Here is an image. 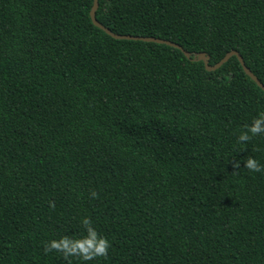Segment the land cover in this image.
I'll return each mask as SVG.
<instances>
[{"label":"trees","instance_id":"trees-1","mask_svg":"<svg viewBox=\"0 0 264 264\" xmlns=\"http://www.w3.org/2000/svg\"><path fill=\"white\" fill-rule=\"evenodd\" d=\"M92 6L0 0V264H68L86 217L108 255L71 264H264V92L204 67L264 87V0H96L180 50Z\"/></svg>","mask_w":264,"mask_h":264},{"label":"clouds","instance_id":"clouds-1","mask_svg":"<svg viewBox=\"0 0 264 264\" xmlns=\"http://www.w3.org/2000/svg\"><path fill=\"white\" fill-rule=\"evenodd\" d=\"M264 134V112H261L258 118H255L250 125H245L244 130L238 136V143H247L254 136ZM235 169L240 168V162L233 164ZM244 168L249 172L264 173V164H261L253 157H247L244 160ZM92 198H96L98 193L92 191ZM54 206V204L52 205ZM82 224L86 229V235L81 238H74L67 235L58 240H51L44 245L45 254L55 250L63 255L68 264H71L70 257H76L83 261H91L98 257H107L110 243L106 237L100 235L92 226L89 218H84Z\"/></svg>","mask_w":264,"mask_h":264},{"label":"water","instance_id":"water-1","mask_svg":"<svg viewBox=\"0 0 264 264\" xmlns=\"http://www.w3.org/2000/svg\"><path fill=\"white\" fill-rule=\"evenodd\" d=\"M95 6H96V0H93V6H92V8H91V10H90V12H89V17H90V20H91V23L95 26V27H97V28H99V29H101V30H103L107 35H109V36H111L112 38H114V39H125V40H138V41H143V42H152V43H156V44H165V45H168V46H171V47H174V48H176V49H178V50H180V48L177 46V45H174V44H172V43H170V42H167V41H164V40H160V39H156V38H149V37H138V36H128V35H114V34H110L109 32H108V30H106V29H104L103 27H101L97 22H96V20L94 19V9H95ZM183 54L184 55H186L185 54V52H183ZM230 56H234L236 59H237V61H238V63H239V65H240V67H241V69H242V71H243V73L246 75V76H248L263 92H264V87L258 82V80L250 73V71L246 68V67H244V65H243V63H242V60H241V58L237 55V53L236 52H234V51H232V52H229L228 54H226L225 56H223L218 62H216L213 66H211V67H209V66H207V64L204 62V67H205V69L207 70V71H211V70H215V69H217L221 64H223L224 62H226V60L230 57ZM197 59H199V60H204L203 59V56L200 54V55H198L197 56Z\"/></svg>","mask_w":264,"mask_h":264}]
</instances>
